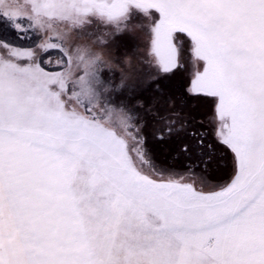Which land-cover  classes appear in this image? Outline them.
<instances>
[{"label":"snow or ice","instance_id":"snow-or-ice-1","mask_svg":"<svg viewBox=\"0 0 264 264\" xmlns=\"http://www.w3.org/2000/svg\"><path fill=\"white\" fill-rule=\"evenodd\" d=\"M137 18L152 59L117 84L104 49ZM181 69L216 140L189 132L183 173L144 133L149 116L161 142L186 131L161 83ZM217 145L234 175L210 186ZM0 264H264V0H0Z\"/></svg>","mask_w":264,"mask_h":264},{"label":"rangeland","instance_id":"rangeland-1","mask_svg":"<svg viewBox=\"0 0 264 264\" xmlns=\"http://www.w3.org/2000/svg\"><path fill=\"white\" fill-rule=\"evenodd\" d=\"M24 2V0H21ZM142 22V27L140 26ZM25 26L27 22L25 21ZM103 29H98L97 27H92L86 31L85 34L80 35L78 42L85 43L89 41V38L93 33H103ZM29 39L34 44L27 45L25 40H19L15 38L13 33L10 39L12 42L22 48L34 47L38 42L39 37L30 32ZM110 41L109 46L104 49L105 53L110 55L112 60L116 63L113 65V71L115 76L113 77L115 83H119L121 79V65L126 66V61H131L133 68L137 71H148L147 63L151 61L152 57L149 55L150 48V24L147 20L143 18H137V22L132 26V30L118 34L114 36H108ZM28 41V40H27ZM49 56L52 58L53 63L56 59V53L54 51L50 52L48 55L44 56L47 60ZM111 76L112 73L110 72ZM164 86L165 95L171 96L176 99V110L181 113L182 118L187 122V129L181 132L179 137L172 139H166L161 142L156 139L155 128L157 127L151 116L146 118V127L144 128V133L146 134L147 147L151 151L155 162L158 166L162 168H173L175 171L183 173L189 164H194L196 161L195 156V141L188 135L189 132L195 131L197 133H203L205 136L206 143L216 144L214 138V129L210 120L213 116L214 105L212 104L210 98L206 97H196L190 96L187 93L188 87V73L183 69L177 72L175 76H172L168 80L161 81ZM142 88L144 85L141 86ZM155 85H153V89ZM169 94V95H168ZM122 99L124 102L131 101L132 105L137 103L140 99V90H131V88L126 89L122 94ZM136 97L137 99H132ZM153 97V90H147L143 92V99L150 101ZM207 135L210 137L208 138ZM181 143L189 144L192 148V154L185 155L179 153L178 145ZM217 160L218 163L214 164L211 169L212 179L210 180V186H219L230 182L232 176L234 175V164L232 159V154L226 148L221 145H217ZM199 174V171H197Z\"/></svg>","mask_w":264,"mask_h":264},{"label":"trees","instance_id":"trees-1","mask_svg":"<svg viewBox=\"0 0 264 264\" xmlns=\"http://www.w3.org/2000/svg\"><path fill=\"white\" fill-rule=\"evenodd\" d=\"M23 40V39H22ZM25 41L24 42H26L27 43V45H32L33 46V42L32 41H30L29 39H24ZM28 40V41H27ZM169 95V94H168ZM167 96V95H166Z\"/></svg>","mask_w":264,"mask_h":264},{"label":"flooded vegetation","instance_id":"flooded-vegetation-1","mask_svg":"<svg viewBox=\"0 0 264 264\" xmlns=\"http://www.w3.org/2000/svg\"><path fill=\"white\" fill-rule=\"evenodd\" d=\"M213 135H214V133H213ZM207 137L210 138L208 135H207ZM214 138H215V135H214Z\"/></svg>","mask_w":264,"mask_h":264}]
</instances>
